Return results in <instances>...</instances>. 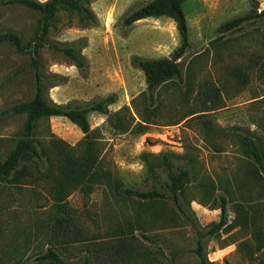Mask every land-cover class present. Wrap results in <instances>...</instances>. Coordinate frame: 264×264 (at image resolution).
Listing matches in <instances>:
<instances>
[{
  "label": "rangeland",
  "instance_id": "rangeland-1",
  "mask_svg": "<svg viewBox=\"0 0 264 264\" xmlns=\"http://www.w3.org/2000/svg\"><path fill=\"white\" fill-rule=\"evenodd\" d=\"M4 1L0 34L16 33L29 47L42 16ZM151 1L92 0L95 25L60 10L38 52L48 98L86 106L116 94L110 111L128 106L139 121L136 111L141 116L147 108L141 96L147 82L132 58H169L181 43L169 18L124 24L125 17ZM258 2L260 12L264 0ZM183 9L191 41L180 60L184 78L158 90L150 106L155 124L145 134L121 133L106 115L89 116L92 129L99 131L106 168L123 187L157 189L167 200L151 203L98 187L90 196L73 192L66 212L58 214L45 183L14 186L0 180V264H41L48 249L65 264H201L194 253L199 241L206 264H264V178L243 146L249 137L264 152V23L218 32L222 24L250 12L249 0H187ZM67 46L84 56L86 69L57 50ZM35 90L32 53L0 44V162L25 122L12 109L31 101ZM52 134L74 147L84 138L62 117L40 122L37 138L48 145ZM146 154L158 165L155 173L144 161ZM164 155L177 169H190L181 203L193 225L170 198L168 172L159 167ZM221 197L228 199V224L216 232ZM56 217L69 219L81 232L65 240L54 229Z\"/></svg>",
  "mask_w": 264,
  "mask_h": 264
},
{
  "label": "trees",
  "instance_id": "trees-1",
  "mask_svg": "<svg viewBox=\"0 0 264 264\" xmlns=\"http://www.w3.org/2000/svg\"><path fill=\"white\" fill-rule=\"evenodd\" d=\"M83 1L8 0L3 2L7 6L22 5L40 14L42 20L29 47L23 44L21 37L16 33L5 32L0 34V44L10 43L21 53H32V64L35 68L36 77L34 98L29 102L20 103L12 109L14 115L25 116V122L22 132L15 139L14 148L7 158L0 162V180L14 186H39L45 183L50 187V192L53 194V206H55L58 214L66 212V202L73 192L79 190L90 196L98 187H110L118 194L151 203L165 201L168 196L157 189L145 191L124 188L122 183L113 176L112 172L106 168L99 131L92 129L89 116L92 113L106 115L110 125L121 133L131 131L137 134H145L150 126L155 124L152 120L150 106L154 105L158 90L170 82L182 81L184 78L180 60L184 58L191 47L188 21L183 9V5L187 0H152L124 19V24L129 27L148 18H169L176 24L181 39L180 46L169 58L146 59L139 56L132 58V64L144 73L147 82V91L141 95L147 103V108L145 114L141 116L136 111L139 115V121L136 120L131 108L128 106L116 112L110 111L109 107L117 103L118 97L116 94L100 101L88 103L86 106L70 103L58 104L47 96L44 79L40 72L38 52L45 47L44 41L60 10L76 13L84 22L89 21L92 25L97 24L98 19L89 8L92 0ZM249 1L251 4L250 12L222 24L218 29L219 33L233 32L245 23L257 20L264 23V10L259 12V2L257 0ZM57 50L71 58L77 68L81 70L87 68L84 56L79 54L75 48L67 46L57 48ZM52 117H62L69 120L82 131L83 140L74 147L52 134L48 145L44 144L37 138L40 122ZM243 146L245 153L254 160L264 178V152L260 149L258 143L249 137L244 139ZM144 161L150 171L155 173L158 165L153 164L150 154L144 156ZM159 167H164L168 172L166 186L179 214L185 216L193 225V220L188 216L181 203V197L184 195L192 177L190 169L186 167L177 169L176 165L166 155L163 156V161ZM218 209L221 211V219L215 225L216 232L221 231L228 224V199L226 197H221V205ZM54 226L55 231L63 234L65 240L72 238L73 234L81 232L72 221L64 217H56ZM203 250L204 247L199 241L198 248L194 253L199 257L201 264H206L207 259L203 254ZM39 261L41 264H65L56 251L52 249H48L39 258ZM86 264L90 263L87 262Z\"/></svg>",
  "mask_w": 264,
  "mask_h": 264
},
{
  "label": "crops",
  "instance_id": "crops-1",
  "mask_svg": "<svg viewBox=\"0 0 264 264\" xmlns=\"http://www.w3.org/2000/svg\"><path fill=\"white\" fill-rule=\"evenodd\" d=\"M257 1H258V0H257ZM53 118H59V117H52V119H53Z\"/></svg>",
  "mask_w": 264,
  "mask_h": 264
}]
</instances>
